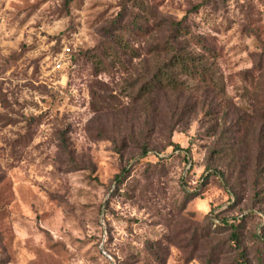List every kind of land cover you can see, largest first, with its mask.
Listing matches in <instances>:
<instances>
[{"label":"rangeland","instance_id":"1","mask_svg":"<svg viewBox=\"0 0 264 264\" xmlns=\"http://www.w3.org/2000/svg\"><path fill=\"white\" fill-rule=\"evenodd\" d=\"M0 264H264V0H0Z\"/></svg>","mask_w":264,"mask_h":264},{"label":"trees","instance_id":"2","mask_svg":"<svg viewBox=\"0 0 264 264\" xmlns=\"http://www.w3.org/2000/svg\"><path fill=\"white\" fill-rule=\"evenodd\" d=\"M183 28L182 23H176L173 30L177 34H184ZM185 34L188 35V33ZM182 44L183 43H157L151 45L148 53L155 57L163 56L164 52H173L171 55V63L167 66H164V62L156 65L147 83L140 89L139 95L143 93L142 91L153 93L164 90V87L175 88L178 82L172 74L173 69H177L183 74L190 75L192 78H197L200 82H206L208 69L204 63V59L205 56H216L213 53L214 51H212L211 47L206 43H193L195 46H198L203 53L199 55L187 54L185 50H182V48H184ZM100 48H102L101 54L105 58L112 57L115 64L117 62L122 63V57L126 55L131 58L139 57L136 50L128 43H102L100 47H98V50H100Z\"/></svg>","mask_w":264,"mask_h":264}]
</instances>
